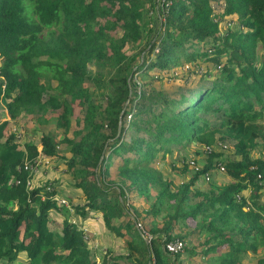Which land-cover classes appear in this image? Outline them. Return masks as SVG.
<instances>
[{"label":"trees","instance_id":"trees-1","mask_svg":"<svg viewBox=\"0 0 264 264\" xmlns=\"http://www.w3.org/2000/svg\"><path fill=\"white\" fill-rule=\"evenodd\" d=\"M155 6L158 26L148 38ZM126 44L136 51L126 54ZM201 62L213 76L192 77V86L155 90L141 82L152 69L193 70ZM48 105L61 107L63 131L77 123L60 140L82 195L73 216L100 215L109 234L125 239L133 264H173L187 241L188 253L199 246L210 264H241L257 253L258 237L264 241V0H0V106L13 118ZM7 124L0 120V264L19 254L27 264H96L83 230L48 198L54 186L44 199L45 187L25 186L21 165L31 148L20 147ZM219 138L232 142L233 158L212 151L195 172L183 163L192 175L179 183L150 164L156 152ZM40 143L43 155H57L59 140L43 134ZM216 165L227 180L196 185ZM126 191L147 205L140 222L148 240L136 229L139 214L125 208ZM51 210L63 215L59 226L51 227ZM126 214L130 222H115ZM173 240L182 243L179 252L165 250ZM257 263L264 264V244Z\"/></svg>","mask_w":264,"mask_h":264},{"label":"rangeland","instance_id":"rangeland-1","mask_svg":"<svg viewBox=\"0 0 264 264\" xmlns=\"http://www.w3.org/2000/svg\"><path fill=\"white\" fill-rule=\"evenodd\" d=\"M161 12V6H155V12L151 10V23L148 32V38H152L154 33L157 30L158 21H157V13ZM159 15V14H158ZM224 25V24H221ZM220 25V26H221ZM140 45H142L140 43ZM136 44H133V47L129 44H126L124 47V51L126 54H133L137 49ZM144 56V55H143ZM137 62L135 59L134 63ZM188 64L179 67L172 68L167 72H158L156 69H152L149 71L148 76L144 79H141V82L147 83L146 88L163 89V90H175L179 84H191L193 85V80L191 78H203V79H211L213 73L211 70L213 67L211 65H206V63H202L199 66L193 67V70H187L186 68ZM87 69L91 71L94 70L92 65H88ZM172 70V71H171ZM174 78V79H173ZM43 79H41V82ZM49 81V80H48ZM51 87L55 85V82L52 80ZM91 86V85H90ZM91 89V88H90ZM92 90V89H91ZM96 95L94 99L100 103L101 106L105 104V95H100L99 91L95 89ZM54 91L48 90L47 94H52ZM110 92V91H109ZM47 94L44 95V99H46ZM106 94V93H105ZM61 112L60 106L48 105L45 110L39 112L37 114H25L19 113L15 117L11 118V116L1 108L0 106V120L8 122L7 124V132L8 134L13 135L15 141L18 143L20 147L29 144L31 148V156L26 159L22 163V169L24 164H29L33 161H38L37 165L33 168V171L30 173L25 171V178L29 180V186L44 188L48 184H52L54 186L56 197L63 198L67 200L68 205L63 206L60 205L61 208H67L68 219L74 220L76 224L80 226L83 230V236L86 237L88 244L90 246V251L96 261V264H102L103 262L109 260L110 258H115L117 260V264H133L129 259H127L126 249L124 248L125 239L124 238H116V236L111 235L104 228L103 223L101 221L100 215L98 216L95 212L90 211L89 217L86 219H79L78 217L73 216V206L79 204L82 199L81 192L73 187V180L69 172L65 169L66 166L64 164L63 158H68L70 156L69 152L66 151V144L61 142L62 137L71 135V130L77 127V123L74 119H71L68 128L66 131H63L62 127L58 126L61 123L60 117L58 114ZM128 120V116L126 117ZM107 132V128H103ZM50 135L55 141L59 140V143L56 145L57 155L52 157H47L43 155L40 136L41 135ZM132 134L130 129L126 130L123 134L122 138L124 140H128V136ZM225 145V146H223ZM204 146L198 145L196 143H190L189 146L185 147L179 151H173L171 154H165L163 157L161 151L156 152L153 159H151L150 164L155 168L159 169L161 173L166 177L171 179L175 183H179L192 175V172L182 170V164L185 160L188 159H196V164L202 166L205 163V159L208 156L204 149ZM212 151L220 152L226 158H233L232 154V142L230 140H221L220 138L216 140V142L212 145ZM260 150L255 148L251 151V156L255 157L259 155ZM117 156L113 158L112 168L115 163L118 162ZM28 169V165H25ZM217 166V165H216ZM220 166H217L216 169L212 170V172L206 173L207 179L199 176L196 181V185L200 188H203L207 182L214 177L218 182L226 181V177L223 174V170L219 169ZM24 170V169H23ZM29 170V169H28ZM205 174V173H204ZM115 190V189H114ZM112 191L116 192L117 191ZM122 200L124 201L125 208L129 214L132 215V208L136 210L138 216L136 222H142L141 220L144 217V210L147 207L145 202L141 201L139 197L133 192H125L122 195ZM50 217L52 219L51 227L53 225H60L63 220L62 214H57L50 211ZM130 215V216H131ZM115 222L123 225L124 223L130 222L128 215H124L120 218L115 219ZM55 223V224H54ZM137 229V228H136ZM138 230V229H137ZM140 233L142 231L138 230ZM259 248L257 253H246L242 257L241 264H258L257 260L262 256L263 252V244L264 241L258 237ZM191 246V243L187 241L184 243V248L179 253L178 258L173 262V264H210L206 259L200 257L199 252L201 248L197 246L195 254L190 255L188 253V249ZM107 248V249H105ZM105 249L106 253H103ZM137 255V253H134ZM28 260L23 254H19L16 260H14L11 264H27ZM109 264V263H106Z\"/></svg>","mask_w":264,"mask_h":264},{"label":"built area","instance_id":"built-area-1","mask_svg":"<svg viewBox=\"0 0 264 264\" xmlns=\"http://www.w3.org/2000/svg\"><path fill=\"white\" fill-rule=\"evenodd\" d=\"M213 145V144H212ZM212 145L210 146H204L203 149L206 153H210L212 152ZM225 146V145H223ZM207 154V155H208ZM37 162L38 161H33L32 163H29V164H24L23 166V171H27V172H31L33 171V168L37 165ZM185 164H187L194 172L198 170V168L200 167V165L196 164V159H188V160H185L184 161ZM25 165H28V169ZM217 166H220V165H217ZM220 170H223L222 166L219 167ZM202 178H206L207 179V174H202L201 175ZM15 183H18V181H15ZM25 186L29 187V180L27 179L26 182H25ZM45 190L43 191V193L41 194V199H44L45 198V192L49 194V192H51L53 190V185L52 184H48L47 186H45L44 188ZM238 198V196H236ZM48 198H52L56 201L57 204L59 205H63V206H67L68 205V202L67 200L63 199V198H58L56 197V194L53 196V197H49ZM135 226L138 230L142 231L141 233L144 235V237L148 240L150 238V236L143 231V228H142V224L141 222H136L135 223ZM86 238V237H84ZM164 248L167 252H171V253H175V252H179L181 249H182V243L179 241V240H173V241H169L167 243L164 244Z\"/></svg>","mask_w":264,"mask_h":264},{"label":"crops","instance_id":"crops-1","mask_svg":"<svg viewBox=\"0 0 264 264\" xmlns=\"http://www.w3.org/2000/svg\"><path fill=\"white\" fill-rule=\"evenodd\" d=\"M98 215V214H97Z\"/></svg>","mask_w":264,"mask_h":264}]
</instances>
